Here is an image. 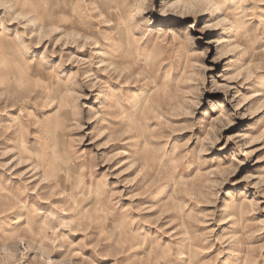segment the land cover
<instances>
[{"label":"clouds","instance_id":"9594fccd","mask_svg":"<svg viewBox=\"0 0 264 264\" xmlns=\"http://www.w3.org/2000/svg\"><path fill=\"white\" fill-rule=\"evenodd\" d=\"M0 264H264V0H0Z\"/></svg>","mask_w":264,"mask_h":264}]
</instances>
